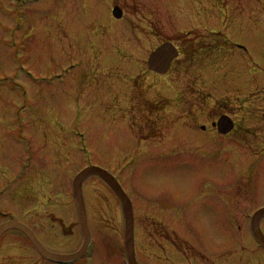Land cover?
Returning a JSON list of instances; mask_svg holds the SVG:
<instances>
[{"label":"rangeland","instance_id":"1","mask_svg":"<svg viewBox=\"0 0 264 264\" xmlns=\"http://www.w3.org/2000/svg\"><path fill=\"white\" fill-rule=\"evenodd\" d=\"M40 1L15 5L13 0H0V190L8 183L13 188L0 209L21 220L33 219L31 227L46 240L54 238L35 218L38 215L53 213L67 224L74 222L71 179L85 168L86 156L79 143L82 134L95 167L124 172V185L136 204V213L144 215L138 220L141 252L146 250L151 258L152 252L155 255L151 252L154 236H162L151 220L156 214L176 213L186 191L190 192L186 204L201 195V161L205 158L195 153L200 145L194 144L193 135L209 136L200 129L211 130V122L222 115L242 121L254 112L259 121L254 130L258 127L260 132L254 153L264 150V101L245 104L264 91V0ZM114 7L123 10V20H114ZM19 23L25 27L15 32L13 38L18 40L14 43L11 33ZM167 42L180 50L179 59L167 75L150 72L151 53ZM17 50L23 51L22 66L14 61ZM23 66L27 73L22 72ZM62 73L64 78L52 82H32L28 76L53 79ZM17 86L32 93L31 105L16 94ZM23 106L32 108L24 137L16 132L14 121ZM18 136L36 147L27 174H22L26 170L22 149L11 140ZM187 136L191 139L184 141ZM158 146L174 151L170 160H153ZM64 151L71 164H62L64 159L58 157ZM176 152L193 153L180 160L181 154ZM38 154L40 163L36 162ZM263 161L264 156L257 162L262 178L261 188L254 194L257 200L264 199ZM73 162L78 165L72 168ZM204 163L216 169L215 159ZM86 198L99 246L93 264H122L124 221L115 196L93 178ZM200 199L205 209L200 200L189 208V219L183 221L185 231L198 232L202 238L228 237L230 226L214 220L218 197L209 193ZM29 214L32 219L27 218ZM158 215L154 221H163ZM4 244L8 249L2 263L33 261L35 255L25 242L8 238ZM162 246L165 254L175 255V264H187L186 259L200 262L183 260L179 253H189L182 246L176 250L166 243ZM224 246L226 242H221L214 250ZM52 251L67 252L61 248Z\"/></svg>","mask_w":264,"mask_h":264},{"label":"flooded vegetation","instance_id":"2","mask_svg":"<svg viewBox=\"0 0 264 264\" xmlns=\"http://www.w3.org/2000/svg\"><path fill=\"white\" fill-rule=\"evenodd\" d=\"M21 51L17 50L15 53H17L19 56H23V51ZM15 89L24 90V88L20 86H17ZM16 94L18 95L19 93ZM30 100H33L32 94L30 95ZM255 100L264 101V91L261 94L253 95L251 98H249V101L246 104L251 105L255 103ZM31 110L32 108L30 107H22L19 108L15 114L14 121L16 122V132L22 137H24L27 132L24 126L27 124V114L28 112H31ZM225 116L231 118L233 121L234 129L230 134H219L218 128L214 127V124L217 123L216 121L211 122V130H209L208 128L206 129V131H203L202 128L200 129L203 133H210L209 136L200 137L193 135L192 137L194 139V144L197 147L200 145V147H198L199 151L195 153H199L202 157L205 158V160L201 161L204 164V169H201V171L204 173V177L199 184L201 195L196 196L199 197L198 200L201 201V209L202 207L203 209H205V206L203 200L200 199V197L204 198L205 196H208L209 193L214 194L218 197L219 210L214 216V220L221 226H230V230H227L228 237L221 239L219 237L206 236V238H202L198 234V232L191 233L189 231H185L183 221H188V210L190 207L193 209V204L198 201H194L192 204H186L184 201L190 196V192L186 191L187 193L179 202V207L176 209V213H163V215L156 214L155 218H157L158 215V217L162 218L163 221L156 222L154 221L155 218L151 220V223H155V226L161 229L160 232L162 233V236H160L159 233H156V235L154 236V240L151 245V252L154 251L155 255L152 252V257L149 258L150 256L147 252H145L146 250L143 253L141 252L142 247L140 245L138 233V220H140L144 215H140L139 212L136 213V204L135 202H133L135 218V257L139 264H175V255L165 254L164 248L162 246L163 243L171 246L174 250H176L178 246H182L185 252L189 253H179V255L183 256V260H185V258H193L194 260H196V262L200 261L197 262V264H225L226 262L230 263L231 261H233L234 264H264V247L257 241L254 234V229L255 227H257L264 238V217H262L261 220H257V224L256 220L254 221L256 212L264 208L263 203L261 206L254 209V206L259 202H264V199H262L261 197H259L258 200L254 199V194L261 188L260 181L262 180V178H260L261 175L258 174L259 167H257V162L264 156V150L261 151V154L254 153L255 142L260 133L258 127L257 130L254 129L255 126H258L259 121L258 119L254 118L256 117L254 112H249L248 116L250 118H247V120L244 119L242 121L235 120V118L226 114ZM50 126L54 127L52 126V124ZM44 129H46L45 125ZM42 131H44L42 132V134L45 135V130L42 129ZM184 138L186 139L184 141H187L188 139H191V136H187ZM206 138H209L210 140L207 141ZM11 140L18 146V150L20 148L22 149L21 151L26 158V164L23 166V169L26 170H24L22 174H27V168L30 167L29 160L31 157H33L34 159L33 152L36 150L35 143H31L28 139L25 138L20 139L19 136L17 139L15 137H11ZM56 140L58 142L60 140L59 137H57ZM192 142L193 141H191V143ZM63 145L65 144L63 143ZM66 153H68V151H64L62 153L64 157L67 156L66 158H63L60 153L58 154V157L60 158V160L64 159L61 161L62 164L64 162L66 165L71 164ZM173 153L174 151H169V148L158 146V151L152 154V158L155 161H167L170 160L168 157ZM176 153L181 154L179 158L180 160H183L186 156H189L188 154L191 155V153L193 152ZM39 154L36 161L38 163H40L39 159L42 160ZM209 159H215V162L217 164L216 169H213L210 167V165L204 163L205 161L208 162ZM57 160L61 164L60 160ZM84 162L85 168H87L89 165H93L92 160H85ZM77 165L78 163L76 164V162H73L72 168ZM263 166L264 161L261 167ZM107 171H109L118 179L119 183L129 194L132 201H134L129 190L125 188V174L118 172L117 169L115 171H110L107 169ZM197 175L198 174H196L195 177H197ZM88 181H91V179H89ZM98 181H100L105 187H107L115 196L114 199L117 202V206L124 221L122 206L118 197L101 179L98 178ZM89 183L87 184L86 181L84 185V192L86 201L87 223L92 235V244L85 257L78 261L74 260L70 264H93L95 261L94 257L96 250H98L99 247L97 241L98 239L95 237V232L92 226L90 207L86 198L87 186L89 185ZM195 185L197 184L195 183ZM12 189V184L8 183L6 188L0 190V203L2 202V200L3 202L9 200ZM72 207L76 211L75 221L72 223L71 221H68L70 222L69 224L66 223L67 220L65 221V219L61 217L58 218L57 215L53 213L49 215H43L42 217L40 215L35 217L40 219L41 222L45 224L44 227L46 229L50 230V233L54 238L53 240H50L49 237H47L48 240L42 238L41 235L38 234L37 229L31 227V224L35 223L32 219L33 217H31L32 214H29L27 216V218H30L32 220L25 221L19 219V217L13 212H5L3 209H0V225L16 219L18 222L22 223L33 232L37 240L45 249V253L47 254L43 257L31 243L30 239H28L22 233L18 231H9L2 236L4 241L2 243V246L0 247V250L3 249V255L1 256L2 258L0 259V264H7L6 262H2L5 260V258L3 257L5 255L4 253H6L8 249V245L4 244L8 238H14L16 242H25L28 246V249L34 253L35 257L32 259L33 261H31V259L29 258L23 264H31V262L32 264H57L48 260L51 255H53L51 257L57 256L59 258L69 259L72 255L78 253L84 245V237L80 225V218L78 216L77 207L74 201ZM49 209L46 211H49ZM164 221H166L165 224L163 223ZM172 227H175L178 230L172 229ZM16 235L21 241H17ZM106 242L108 243L109 241ZM221 242H226V246L219 247L214 250V248ZM17 244L18 243H16L14 247L19 250L20 248L17 246ZM112 247H114V249L117 248L116 245H112ZM112 247H109V249H112ZM55 248L65 249L67 252L65 254H57L52 251V249ZM155 250L160 251V253H156ZM232 253H234V255ZM112 256L113 258H116L114 257V255ZM125 258V247H122V264H124L123 262ZM185 261L187 264H194L192 259H186Z\"/></svg>","mask_w":264,"mask_h":264},{"label":"water","instance_id":"3","mask_svg":"<svg viewBox=\"0 0 264 264\" xmlns=\"http://www.w3.org/2000/svg\"><path fill=\"white\" fill-rule=\"evenodd\" d=\"M113 14H114V17L117 19H121L123 17V12L119 8H116ZM177 57H178L177 50L171 44H166L162 46L161 48H159L155 53L152 54L149 60L150 70L158 74H167L168 71L170 70V67L173 61L177 59ZM219 127H220V133L228 134L232 129L231 121L228 118H223L219 122ZM93 175H98L101 178H103L111 186V188L116 192V194L122 201L123 208H124V214H125V220H126L125 222L126 224V227H125L126 247H127L129 255H131L132 249H133V232H134V219H133V211H132L131 203L129 199L127 198V196L122 191L121 187L117 185L116 183H114L111 176L107 172L101 169H98V168H91V169L84 171L77 178L74 184V197H75V200L79 208V214L81 216L82 226H84L85 224V207H84L82 189H81L82 183L85 179ZM262 215H264V210L258 214V216H262ZM10 229L21 230L22 232H24L30 238L33 239V237L29 234V231L24 226L16 222L8 226L7 225L3 226L0 229V236ZM83 231H84V235L86 239L85 246H84V249H85L88 245V237L85 232V227L83 228ZM80 255L81 254H78L77 257H79ZM130 264H136L134 259L130 260Z\"/></svg>","mask_w":264,"mask_h":264},{"label":"bare ground","instance_id":"4","mask_svg":"<svg viewBox=\"0 0 264 264\" xmlns=\"http://www.w3.org/2000/svg\"><path fill=\"white\" fill-rule=\"evenodd\" d=\"M42 1H40V3H41ZM90 181H87V184L89 183ZM86 184V185H87ZM3 241H4V239L2 238L1 240H0V247L2 246V243H3Z\"/></svg>","mask_w":264,"mask_h":264}]
</instances>
